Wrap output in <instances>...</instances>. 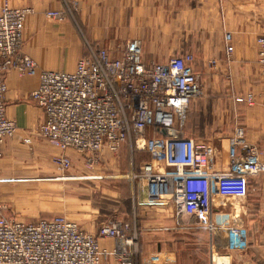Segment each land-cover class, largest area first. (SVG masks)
I'll list each match as a JSON object with an SVG mask.
<instances>
[{
  "label": "crops",
  "instance_id": "obj_1",
  "mask_svg": "<svg viewBox=\"0 0 264 264\" xmlns=\"http://www.w3.org/2000/svg\"><path fill=\"white\" fill-rule=\"evenodd\" d=\"M9 1L12 6L33 10L24 28V53L38 65L35 74L21 75L13 70L4 78L7 116L17 124L21 143L45 120L42 109L30 99L39 88L42 71L73 72L88 49L86 43L99 44L117 54L124 42L141 40L147 64L193 55L191 68L199 79L201 94L190 104L184 134L200 144L217 147L216 167L228 169L229 139L241 126L236 122L234 127L231 110L237 108V103L247 104L250 87L261 78L254 40L262 35L264 25L255 16V0H69L74 7L71 10L66 8L67 0H22L16 5ZM50 11L64 15L51 18L46 15ZM255 32L261 33L255 36ZM226 33L232 35L231 59L225 53ZM258 111L262 119L264 111ZM5 144L6 161L0 166V216H9L3 204L15 195L17 182L32 183L34 179L39 184L55 182L63 186L52 163L53 157L60 154L57 148L44 143ZM105 156L107 166L113 168L112 175L105 177L112 199L108 210L12 212L25 220L63 214L92 234L108 218L125 221L134 236V244L127 249L130 255L118 258L114 254L118 242L100 239V247L109 251L103 257L105 264H264V202L250 210L217 209L208 219L179 217L169 198L150 203L147 194L135 185L134 174L152 160L148 151L122 146L115 154L107 152ZM252 181L264 189L263 177ZM248 212L254 214L247 218ZM233 225L242 230L241 237L230 233Z\"/></svg>",
  "mask_w": 264,
  "mask_h": 264
},
{
  "label": "built area",
  "instance_id": "obj_2",
  "mask_svg": "<svg viewBox=\"0 0 264 264\" xmlns=\"http://www.w3.org/2000/svg\"><path fill=\"white\" fill-rule=\"evenodd\" d=\"M31 13V9L8 5L0 10V157L3 142L17 131L6 115L4 78L13 70L35 74L38 67L22 51L24 26ZM46 15L59 19L64 14L50 11ZM257 43L264 92V34ZM224 44L231 59L230 33L225 34ZM193 61V55L186 54L147 64L141 40H129L117 54L88 44V54L78 60L73 72L42 71L39 88L30 99L45 115L38 134L60 150L54 158L57 169L66 172L72 167L70 150L91 157L105 151L115 154L129 142L152 157L134 174L148 201L169 198L179 217L202 219L218 209V197L228 195L227 184L242 182L245 192L250 180L264 178V158L257 145L246 140L243 128L237 127L229 139L227 170L216 167L217 147L185 136L188 109L201 94ZM246 101L253 103L251 94ZM229 230L237 238L242 236L235 225ZM100 239L118 242L114 250L118 258L129 256L127 249L134 244L131 226L119 219L104 220L92 234L64 216L32 223L2 216L0 264H105L103 257L109 251L100 247Z\"/></svg>",
  "mask_w": 264,
  "mask_h": 264
},
{
  "label": "rangeland",
  "instance_id": "obj_3",
  "mask_svg": "<svg viewBox=\"0 0 264 264\" xmlns=\"http://www.w3.org/2000/svg\"><path fill=\"white\" fill-rule=\"evenodd\" d=\"M16 1H22V0H11L13 5H16L15 3ZM67 1H68L67 2L68 7L66 8H68L69 10L74 8V7H71L72 5L70 1L69 0ZM7 5L9 7H17V5L12 6L9 0H4V2H2L0 6V10L2 7L7 6ZM254 6H255V16L257 18L260 17L262 20V24L264 25V0H255ZM25 23L26 24L24 28H26L27 26V21ZM45 23H47V21ZM257 28L258 26H255V29ZM260 33L255 32V36L260 35ZM262 34H264V31ZM257 39L258 38H255L254 42H255V46L258 48ZM83 41L84 43H86V40L83 39ZM238 41L243 42V40L241 39H238ZM96 45H99V44H96ZM86 46L88 48V43L85 44V47ZM24 50H25V39L23 35L22 51L24 52ZM87 54H88V49L83 55L86 56ZM30 58L32 57L30 56ZM260 77H261V70H260ZM250 91L252 92L251 95L253 98V101H252L253 103H248V101H245L247 102V104L244 102L237 103L238 104L237 108H234V107L232 108L231 115L234 120L233 123H235L234 127L236 125V122H238V124L241 125V126H238V128L241 127L244 129L246 140L252 144L257 145L259 151L261 152L264 158V130L262 129L264 126V114L261 119V114L258 113L259 112L258 110L260 109L264 111V92H263V85H262V77L260 78L259 83H257L255 86L252 85L250 87ZM4 104L6 106L5 94H4ZM6 115H7V109H6ZM17 135H18V127H17V131L15 135L11 138L5 139V141L3 142V155L2 157H0V166L6 161L4 157V145H6L5 143H10L16 146H39L38 143H44L47 146H52L49 142L44 140L38 134L37 129L34 135L32 134L30 138H25V139H29L30 141L29 143L25 142L24 141L25 139H23L22 143L24 144H22L17 138ZM252 137H254L255 139H252ZM123 146H131V145L129 142H127ZM106 153L107 152H103L97 156H92L93 157L92 159L91 156H86L84 154H80L76 151L70 150L68 151L67 154L72 159V167L66 172L59 171L54 164V158L59 156V154L53 157L52 159L53 168L58 174L61 175V176L60 175L58 176L62 178L63 186L60 188L59 186L55 184V182H47L46 183L47 185L39 184L35 182L37 180H34V179H31L32 183L17 182L15 186V190H16L15 195H13L12 197H7V199L4 200L5 203L3 204L4 207L6 206L5 210H7L8 212L7 214L9 216L5 214L2 216L6 218H17L19 214H17L16 211L15 213L14 211L12 212V210H16V209L21 210V211L27 210V211H32V212L38 209L40 210H43V209L72 210L74 209L75 211L79 210L85 213L87 211L91 212V211H96V210H108V208L111 206L112 199H110V195L108 193V190H110V186H109L110 183H109V180L105 179V177L112 175L113 168L111 169L106 164V161L108 160L106 159V156H105ZM72 176L74 177L72 178ZM97 177H103V179L97 180L96 179ZM249 182H250L248 186L249 188L245 192H243L242 190L243 189L242 182H239L236 184L232 183L229 186L227 184L226 190H227L228 195L223 198L218 197V204H216L218 206V209L236 208V210L238 211L240 209L242 210L243 207L249 208V207L260 206V204L264 202L263 200L264 199V189L260 185L258 186L252 180H250ZM135 185L136 186L138 185V180L136 179H135ZM75 198H78L79 202L76 201ZM253 214L254 212H252L251 214L250 212H248V215H246L245 217L249 218ZM2 216H0V218ZM57 216L66 217L63 214H59ZM18 220H21L27 223H32V222H36L41 219L35 218L31 220L30 219L25 220L20 217Z\"/></svg>",
  "mask_w": 264,
  "mask_h": 264
},
{
  "label": "bare ground",
  "instance_id": "obj_4",
  "mask_svg": "<svg viewBox=\"0 0 264 264\" xmlns=\"http://www.w3.org/2000/svg\"><path fill=\"white\" fill-rule=\"evenodd\" d=\"M27 9H30V8H27ZM32 10V9H31ZM32 12H33V10H32ZM63 72V71H62Z\"/></svg>",
  "mask_w": 264,
  "mask_h": 264
}]
</instances>
